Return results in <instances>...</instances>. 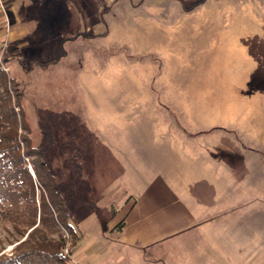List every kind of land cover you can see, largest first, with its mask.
Returning <instances> with one entry per match:
<instances>
[{
	"label": "rangeland",
	"instance_id": "1",
	"mask_svg": "<svg viewBox=\"0 0 264 264\" xmlns=\"http://www.w3.org/2000/svg\"><path fill=\"white\" fill-rule=\"evenodd\" d=\"M0 47L26 110L47 101L67 143L50 160L80 264L139 263L107 222L174 161H224L264 187V0H0Z\"/></svg>",
	"mask_w": 264,
	"mask_h": 264
},
{
	"label": "crops",
	"instance_id": "2",
	"mask_svg": "<svg viewBox=\"0 0 264 264\" xmlns=\"http://www.w3.org/2000/svg\"><path fill=\"white\" fill-rule=\"evenodd\" d=\"M177 162L173 178L166 168L113 210L107 229L119 235L121 260L129 255L138 264H262L264 239L254 236L264 230V210L255 209L253 217L252 208L264 198L260 173L237 174L224 161Z\"/></svg>",
	"mask_w": 264,
	"mask_h": 264
},
{
	"label": "trees",
	"instance_id": "3",
	"mask_svg": "<svg viewBox=\"0 0 264 264\" xmlns=\"http://www.w3.org/2000/svg\"><path fill=\"white\" fill-rule=\"evenodd\" d=\"M0 47V264H68L63 253L71 241L76 248L81 236L71 224L69 199L54 173L51 155L57 146L64 155L67 143L53 137L46 127L51 116L43 115L50 105L40 98L33 112L18 77L5 69L8 59ZM66 124V120L62 119ZM44 130L47 144L37 141ZM66 146V147H65ZM13 245L10 251H3Z\"/></svg>",
	"mask_w": 264,
	"mask_h": 264
},
{
	"label": "built area",
	"instance_id": "4",
	"mask_svg": "<svg viewBox=\"0 0 264 264\" xmlns=\"http://www.w3.org/2000/svg\"><path fill=\"white\" fill-rule=\"evenodd\" d=\"M63 253L67 257L68 264H80L73 256V251L70 249V243L68 242L63 248Z\"/></svg>",
	"mask_w": 264,
	"mask_h": 264
}]
</instances>
